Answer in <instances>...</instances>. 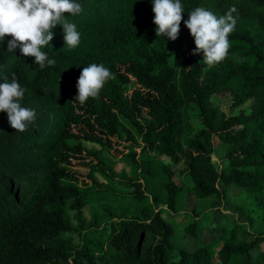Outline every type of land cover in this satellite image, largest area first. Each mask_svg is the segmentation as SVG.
Returning <instances> with one entry per match:
<instances>
[{
	"label": "trees",
	"instance_id": "trees-1",
	"mask_svg": "<svg viewBox=\"0 0 264 264\" xmlns=\"http://www.w3.org/2000/svg\"><path fill=\"white\" fill-rule=\"evenodd\" d=\"M77 2L82 11L64 16L80 44L69 49L58 24L41 49L55 66L0 40V82L15 73L22 106L37 113L18 132L0 112V264H264V0H181L175 41L156 36L152 0ZM232 6L228 55L208 66L183 21ZM92 63L115 79L81 104L77 81ZM122 160L131 175L114 169ZM111 200L139 210L102 204ZM162 205L193 214L186 245ZM221 206L243 223L213 225L207 243L209 208Z\"/></svg>",
	"mask_w": 264,
	"mask_h": 264
},
{
	"label": "clouds",
	"instance_id": "clouds-1",
	"mask_svg": "<svg viewBox=\"0 0 264 264\" xmlns=\"http://www.w3.org/2000/svg\"><path fill=\"white\" fill-rule=\"evenodd\" d=\"M156 36H167L175 41L179 35L182 13L185 12L181 0H152ZM82 11L77 0H0V40L6 36L7 51L14 52L19 47L23 56H32L35 63L44 69L55 66L41 49L53 40V29L63 26L65 45L75 49L81 41V34L75 23L69 22L64 14L73 16ZM237 9L232 6L224 15L217 17L204 7H196L184 20L196 45L195 53H203L204 62L214 66L224 60L230 48L229 34L234 31L237 19L233 16ZM115 79V74L103 64L92 63L83 67L77 81L78 94L75 100L81 104L89 97L97 98L105 83ZM0 82V112H6L9 123L15 131L24 132L37 119L35 109L22 106L26 89L18 82L15 73L11 80L7 75Z\"/></svg>",
	"mask_w": 264,
	"mask_h": 264
},
{
	"label": "rangeland",
	"instance_id": "rangeland-1",
	"mask_svg": "<svg viewBox=\"0 0 264 264\" xmlns=\"http://www.w3.org/2000/svg\"><path fill=\"white\" fill-rule=\"evenodd\" d=\"M229 106V101L226 100L223 102V108L224 109H227ZM88 146H93L91 143L88 144ZM217 160L218 157H215ZM168 159V158H166ZM176 168H179L176 167ZM114 169L117 171V172H121L122 170H126L127 174L131 175V170H132V166L130 163H128L127 161H117L115 166H114ZM78 172L80 174H87L89 172V170L87 169H84V168H79ZM98 177H100L99 175H97ZM100 180L105 182V180H103L101 177H100ZM185 181V179H184ZM155 189V188H154ZM103 205L105 206H109L111 208H113L114 210L116 209L118 212H122L123 210H126L128 209L127 214L128 215H134L133 213H137L138 210H139V207L137 206H129L126 202H121V201H104L102 203ZM195 206V199L194 197L191 198L190 202H189V205H188V208L191 210L193 207ZM200 207V206H199ZM160 208H164L163 210V216L164 218L166 219H171L173 218L174 221L178 224L177 225V234L176 236L174 237V241L176 244L178 245H182V244H185L186 245V242H188V239H185V237H183L182 235H184V232L182 234V232H180V230L182 229L183 226H185L187 223H189L193 218V214L191 213H188V215H191L190 216H187V213L185 210H182L180 213H174L172 210L168 209V207L166 205H162L160 207H158V209ZM90 206H87L85 209H84V213L87 217L90 216ZM209 210L212 211V214L211 216L208 218V222H209V225L207 226V222L205 223L206 225H204V229H205V232H204V237L203 239L205 240V242L207 243H213L215 242L217 239H218V236L220 234V231L218 229H216L214 226L216 225H220V226H230L232 225L233 221H238L240 223H243V221L240 219L239 217V212H236L234 210H232L230 207H224V206H221L219 208H213V207H210ZM71 214H73V212H71ZM214 225V226H213ZM262 249L264 250V243L262 244Z\"/></svg>",
	"mask_w": 264,
	"mask_h": 264
}]
</instances>
